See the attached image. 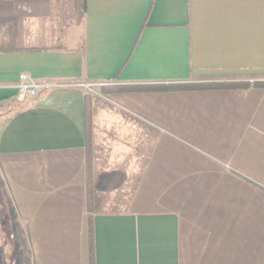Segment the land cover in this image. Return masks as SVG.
Instances as JSON below:
<instances>
[{
	"label": "crops",
	"instance_id": "crops-1",
	"mask_svg": "<svg viewBox=\"0 0 264 264\" xmlns=\"http://www.w3.org/2000/svg\"><path fill=\"white\" fill-rule=\"evenodd\" d=\"M0 104V264H264V0H0Z\"/></svg>",
	"mask_w": 264,
	"mask_h": 264
},
{
	"label": "built area",
	"instance_id": "built-area-1",
	"mask_svg": "<svg viewBox=\"0 0 264 264\" xmlns=\"http://www.w3.org/2000/svg\"><path fill=\"white\" fill-rule=\"evenodd\" d=\"M52 86L53 84L47 81L38 82L32 79L26 73H20L15 84V87L17 89L15 99L16 101L22 103L27 99L37 97L39 95L40 90L48 89Z\"/></svg>",
	"mask_w": 264,
	"mask_h": 264
},
{
	"label": "rangeland",
	"instance_id": "rangeland-1",
	"mask_svg": "<svg viewBox=\"0 0 264 264\" xmlns=\"http://www.w3.org/2000/svg\"><path fill=\"white\" fill-rule=\"evenodd\" d=\"M0 114H2V112H0ZM0 212H1L0 217H1V219H3L2 221H4L5 219H7V218L4 217L3 209H1ZM6 215L8 217V213H6ZM7 224L9 225V220H8V223ZM8 225L5 226V225L2 224L1 226H4V227H2V230L5 232V235H6V239H5V244L7 243L6 244V247H7L6 248L7 249L6 264H13L12 262H10L11 257H9V250H10V247H11V240H10L11 229H10V227Z\"/></svg>",
	"mask_w": 264,
	"mask_h": 264
},
{
	"label": "trees",
	"instance_id": "trees-1",
	"mask_svg": "<svg viewBox=\"0 0 264 264\" xmlns=\"http://www.w3.org/2000/svg\"><path fill=\"white\" fill-rule=\"evenodd\" d=\"M150 87H153L152 89H168V88H191V87H195L194 85H191V84H182V85H175V86H167V87H155V86H150ZM150 87H145L146 88H150ZM118 89H127V88H121V87H118V86H113V85H105V86H102V91L104 92H108V91H111V90H118ZM137 89V88H136ZM88 106V105H87Z\"/></svg>",
	"mask_w": 264,
	"mask_h": 264
}]
</instances>
